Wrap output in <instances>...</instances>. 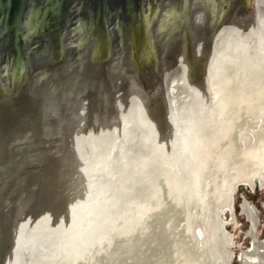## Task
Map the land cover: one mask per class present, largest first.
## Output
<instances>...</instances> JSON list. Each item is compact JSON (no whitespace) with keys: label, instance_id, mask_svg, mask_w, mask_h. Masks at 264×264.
I'll list each match as a JSON object with an SVG mask.
<instances>
[{"label":"water","instance_id":"water-1","mask_svg":"<svg viewBox=\"0 0 264 264\" xmlns=\"http://www.w3.org/2000/svg\"><path fill=\"white\" fill-rule=\"evenodd\" d=\"M264 105V0H0V264H110Z\"/></svg>","mask_w":264,"mask_h":264},{"label":"rangeland","instance_id":"rangeland-1","mask_svg":"<svg viewBox=\"0 0 264 264\" xmlns=\"http://www.w3.org/2000/svg\"><path fill=\"white\" fill-rule=\"evenodd\" d=\"M248 133L250 139L244 140L239 148L242 153L246 152L248 168L256 172L254 183H258L260 179L264 181V117L258 127ZM214 176V168L204 169L196 191L197 202L186 209V217L190 221L187 230L161 238L158 236L156 241L149 244L143 258L135 254L116 256L111 264H211L209 227L212 225L207 228L208 202L204 194L208 192L207 187H210ZM230 200L231 207L218 216L228 240L224 246L230 255L228 264H264V182H259L257 186L239 184L231 193ZM150 257L155 259L151 260Z\"/></svg>","mask_w":264,"mask_h":264},{"label":"bare ground","instance_id":"bare-ground-1","mask_svg":"<svg viewBox=\"0 0 264 264\" xmlns=\"http://www.w3.org/2000/svg\"><path fill=\"white\" fill-rule=\"evenodd\" d=\"M263 117L264 105L225 141V143L152 218L153 220L151 219L117 256L135 254L143 258V256H146V250H148L149 244L152 243L153 240L156 241L158 236L161 238V236H170L184 229L187 230L190 226V221L187 220L186 209L197 202L198 196L196 191L201 182V175L204 169L212 167L215 170V176L212 179L210 187H207L208 194H204V198L208 202L207 217L209 223H207V228L209 225H212V227H209V261L211 264L215 262L217 264H228L230 255L224 250V246L228 244V240L222 231L223 224L219 222L218 216L223 210L231 207V193L239 184H254L256 172L248 168L249 161L247 159V154L245 155L244 153L246 152L242 153L240 151L239 145L244 140L250 139L248 132L256 129ZM259 182L261 183L264 181L260 179ZM151 226H153V228L150 231L148 228ZM152 258L153 257H150L151 260ZM111 263L112 262H110V264Z\"/></svg>","mask_w":264,"mask_h":264},{"label":"flooded vegetation","instance_id":"flooded-vegetation-1","mask_svg":"<svg viewBox=\"0 0 264 264\" xmlns=\"http://www.w3.org/2000/svg\"><path fill=\"white\" fill-rule=\"evenodd\" d=\"M254 179H255V178H254ZM258 183H259V180H258ZM258 183H257V184H258ZM257 184H256V183H254L253 185H249V186H257Z\"/></svg>","mask_w":264,"mask_h":264}]
</instances>
